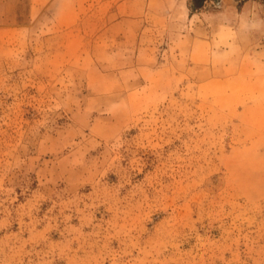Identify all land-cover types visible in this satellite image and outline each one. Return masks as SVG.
I'll return each mask as SVG.
<instances>
[{
    "label": "rangeland",
    "instance_id": "rangeland-1",
    "mask_svg": "<svg viewBox=\"0 0 264 264\" xmlns=\"http://www.w3.org/2000/svg\"><path fill=\"white\" fill-rule=\"evenodd\" d=\"M123 1L0 0V264H264V0Z\"/></svg>",
    "mask_w": 264,
    "mask_h": 264
},
{
    "label": "crops",
    "instance_id": "crops-1",
    "mask_svg": "<svg viewBox=\"0 0 264 264\" xmlns=\"http://www.w3.org/2000/svg\"><path fill=\"white\" fill-rule=\"evenodd\" d=\"M62 3L63 5L65 4L64 2H68V0H35L36 3H42L44 2L46 5H48V7H51L54 3H57L59 2ZM130 1L129 0H125L121 3V5L123 4H127L129 3ZM120 8V7H119ZM121 20V19H120Z\"/></svg>",
    "mask_w": 264,
    "mask_h": 264
}]
</instances>
